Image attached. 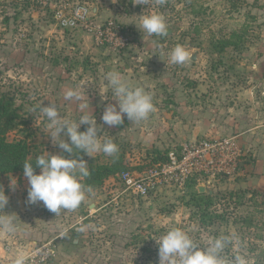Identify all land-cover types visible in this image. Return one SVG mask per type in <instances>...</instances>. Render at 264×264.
Returning a JSON list of instances; mask_svg holds the SVG:
<instances>
[{
  "label": "rangeland",
  "instance_id": "1",
  "mask_svg": "<svg viewBox=\"0 0 264 264\" xmlns=\"http://www.w3.org/2000/svg\"><path fill=\"white\" fill-rule=\"evenodd\" d=\"M79 1L92 9L90 23L62 29L51 3L43 9L35 0H0V91L16 97L20 115L10 141H28L32 157L62 153L39 106L52 103L62 117L78 119L79 102L64 96L78 88L100 139L111 138L132 170L159 165L155 158L181 153L183 144L197 140H233L237 149L218 153L211 170L189 176L183 188L165 183L147 197L116 200L123 187L114 175L77 209L57 215L42 202H27L24 173L0 174V191L8 197L0 215L11 214L17 224L12 234L0 228V264H12L19 254L29 264L44 250L50 258L43 264H159L155 239L176 227L201 247L235 233L240 243L227 247L224 258L242 254L249 264H264V0ZM150 13L164 17L165 36L149 37L135 25ZM244 29L243 48L213 50V39ZM178 44L197 59L172 64L167 53ZM111 70L152 95L155 111L147 120L102 121L105 107L117 103L105 80ZM78 158L90 168L114 157L81 152ZM200 187L211 196L208 211L225 215L210 226L190 200ZM141 231L146 243L134 244Z\"/></svg>",
  "mask_w": 264,
  "mask_h": 264
},
{
  "label": "clouds",
  "instance_id": "2",
  "mask_svg": "<svg viewBox=\"0 0 264 264\" xmlns=\"http://www.w3.org/2000/svg\"><path fill=\"white\" fill-rule=\"evenodd\" d=\"M147 0H137V4H146ZM138 29L147 36H165L167 25L162 15L150 13L141 15ZM169 61L174 65H183L191 59L189 51L182 45L174 46L168 53ZM105 80L111 89L116 104H108L101 117L108 126H118L126 116L128 120L140 123L147 120L155 111L153 97L142 86H136L126 81L119 71L111 70L105 74ZM65 99L78 101L80 115L78 119H68L61 116L55 104L39 106L40 112L46 118L51 130L52 142L58 145L62 153L38 155L34 161L23 162V173L28 182L27 202L43 205L56 215L61 210H75L83 201L93 195L91 186H85L81 181L90 176L87 163L78 158L83 152L93 157L95 153H103L115 157L119 151L118 145L111 138L100 139L96 118L86 109L82 93L77 89H69L64 94ZM81 125H87L85 131H80ZM67 138V140H66ZM76 157V158H74ZM39 169L37 173L33 167ZM12 183V182H11ZM15 183L12 185L14 186ZM8 197L0 191V212H4ZM0 228L12 234L17 230L14 217L6 213L0 215ZM83 230V229H81ZM158 244L159 264H249L242 254H236L227 261L224 250L232 244L239 245V237L235 233L220 235L211 239L205 247H201L181 228H172L155 239ZM12 264H27V257L19 254Z\"/></svg>",
  "mask_w": 264,
  "mask_h": 264
},
{
  "label": "built area",
  "instance_id": "3",
  "mask_svg": "<svg viewBox=\"0 0 264 264\" xmlns=\"http://www.w3.org/2000/svg\"><path fill=\"white\" fill-rule=\"evenodd\" d=\"M44 9L55 6L54 20L62 29H76L88 25L91 21L92 9L86 2L79 0H35ZM56 3L55 5H53ZM229 148L236 150V142L226 139H203L183 144L181 153L168 152V161L146 168L143 171L128 170L115 175L122 185L116 200L122 195L147 197L155 193L165 183H178L182 188L189 176L196 173L209 172L210 165L215 162V156ZM222 162V159L220 160ZM63 237V235H62ZM41 252V249H39ZM50 258V250H44L37 259L33 258L29 264H43Z\"/></svg>",
  "mask_w": 264,
  "mask_h": 264
},
{
  "label": "trees",
  "instance_id": "4",
  "mask_svg": "<svg viewBox=\"0 0 264 264\" xmlns=\"http://www.w3.org/2000/svg\"><path fill=\"white\" fill-rule=\"evenodd\" d=\"M247 29L242 31H234L228 37L215 38L212 40L213 50L221 54L229 47L234 50L243 48L245 34ZM19 106L16 103V97L10 92L0 91V174L23 173V162L25 160L34 161L36 157L31 156V149L28 141L14 140L10 141L8 135L19 125ZM160 159L162 163L168 161V152L160 155L155 160ZM35 171H39L33 164ZM131 165L124 162V155L119 152L109 163H97L89 168L90 176L83 179L85 186H91L92 189L101 186L105 179L118 173L128 171ZM193 185H190V189ZM197 207L200 208L199 215L203 225L210 226L218 219L224 218V214L208 211V207L212 204L211 196H206L198 189L195 190L190 199ZM205 204V208H203ZM145 232L141 231L135 235L134 244L146 243ZM150 250L149 247H143V251ZM258 264H262L261 262Z\"/></svg>",
  "mask_w": 264,
  "mask_h": 264
},
{
  "label": "water",
  "instance_id": "5",
  "mask_svg": "<svg viewBox=\"0 0 264 264\" xmlns=\"http://www.w3.org/2000/svg\"><path fill=\"white\" fill-rule=\"evenodd\" d=\"M191 59L195 61V60L197 59V57H196L195 55H193V56L191 57ZM199 191L203 192V191H204L203 187H200V188H199ZM76 240H77V239H76Z\"/></svg>",
  "mask_w": 264,
  "mask_h": 264
},
{
  "label": "crops",
  "instance_id": "6",
  "mask_svg": "<svg viewBox=\"0 0 264 264\" xmlns=\"http://www.w3.org/2000/svg\"><path fill=\"white\" fill-rule=\"evenodd\" d=\"M34 16V15H33ZM42 29H45L44 27H42ZM198 131V129H196L195 130V132H197ZM215 131H217V129H215ZM115 177V176H114ZM201 192V191H200ZM78 230H79V228H78Z\"/></svg>",
  "mask_w": 264,
  "mask_h": 264
}]
</instances>
